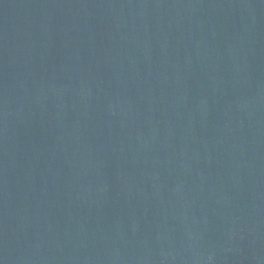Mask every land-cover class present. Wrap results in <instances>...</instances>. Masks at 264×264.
<instances>
[{
    "label": "water",
    "instance_id": "1",
    "mask_svg": "<svg viewBox=\"0 0 264 264\" xmlns=\"http://www.w3.org/2000/svg\"><path fill=\"white\" fill-rule=\"evenodd\" d=\"M0 264H264V0H0Z\"/></svg>",
    "mask_w": 264,
    "mask_h": 264
}]
</instances>
